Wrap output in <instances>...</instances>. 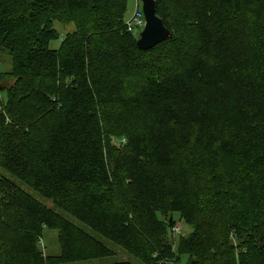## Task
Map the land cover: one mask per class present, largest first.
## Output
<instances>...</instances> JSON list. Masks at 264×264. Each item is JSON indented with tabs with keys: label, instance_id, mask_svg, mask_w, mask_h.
<instances>
[{
	"label": "trees",
	"instance_id": "16d2710c",
	"mask_svg": "<svg viewBox=\"0 0 264 264\" xmlns=\"http://www.w3.org/2000/svg\"><path fill=\"white\" fill-rule=\"evenodd\" d=\"M155 3L170 34L150 49L173 44L174 72L142 69L126 0H0V167L38 195L0 178V264H182L173 213L191 226L185 264H264V0ZM106 109L124 117L121 148ZM70 191L83 195L66 216L39 198ZM108 241L139 261L112 259Z\"/></svg>",
	"mask_w": 264,
	"mask_h": 264
},
{
	"label": "rangeland",
	"instance_id": "374dc122",
	"mask_svg": "<svg viewBox=\"0 0 264 264\" xmlns=\"http://www.w3.org/2000/svg\"><path fill=\"white\" fill-rule=\"evenodd\" d=\"M140 10H141L140 0H126V10L123 15V20L126 24V27L127 25H131L133 27L132 29L134 30L136 37H139V34H140L139 27L136 26V17ZM162 13H163L165 20L172 25L173 20H175V16L172 15V17H169L164 10L162 11ZM73 27H74L73 24H65V25L60 26V28L63 29L64 32L71 31ZM175 34L176 32H174V35ZM192 36L193 34H191V32L189 33V35L186 36L187 43H190L192 41ZM187 43L182 46L189 49V47L187 46ZM56 44L57 42H53L52 46H55ZM170 45H172L173 47V44H171L170 42H165L161 44L160 46L161 47L165 46L168 50L170 49ZM161 47H157L154 50L150 48L144 50L142 57H141V61L143 62V65H144L142 69L146 71L147 69L151 70V68L166 67L167 70H164L163 72L167 71V73L174 72L175 70L178 69V67L180 66V62L178 60L174 62L176 58L172 54L168 55L166 53H163V51H166V50H163V48ZM9 62H10L9 56L6 55V52L4 50H0V71H6L10 67ZM146 74H148V71L146 72ZM146 74L144 75L146 76ZM138 80L142 81L143 79H138ZM127 86L128 88H130L132 86H135V84L133 82H129ZM102 120H105L106 122L108 121V123L110 124L109 125L110 134L108 136L109 144L115 148L123 147L125 145L126 139L124 136H119V132L120 130L123 131L124 117L121 116L120 113H118V111L114 109H106L102 113ZM122 135H123V132H122ZM0 178L7 180L8 184H10L8 189L6 187L4 188L5 194L13 195L15 191V187L21 190H24L28 193L29 191L32 192L31 190L28 189L26 183L23 180H21L20 178L16 176L11 175L8 172L3 171L1 167H0ZM127 192L129 193L128 195L135 196V192L133 190L130 191L127 189ZM32 193L35 197L38 196L34 192ZM82 195H83L82 193H78L76 191H70L65 195L64 193L58 195L57 201H53L51 198H48V199L41 198V197L39 198L45 205L53 207L55 212H57L61 216H66L64 209L65 210L69 209L71 207V204L75 200H79L82 197ZM132 201L134 202V200ZM178 215H179L178 213H173V216L175 217L174 219L175 225L171 226L169 229L166 230L165 237H166L167 242L172 244L173 250L176 251V254L178 256V262L182 261L181 263L185 264L186 255L182 254L181 252L178 253L177 251L178 242L177 241H179L180 236L182 237L190 233L191 226L190 227L187 226L188 224H186V222L182 220L180 216ZM67 216L69 217V215ZM157 217L160 218L159 213H157ZM6 221H7L6 215L2 214V212L0 211V231L3 227V224ZM58 235L59 234L56 229L44 228L41 231L40 237L38 239V247H39L41 254L44 257L54 258L61 251V245L58 240V237H59ZM108 242L111 243L112 245V250H113L112 259L134 260L135 263L139 261V259L135 256L137 255L135 254L136 252L131 251V249H129V247H127L126 245L121 244V243L115 244V243H112L111 241H108ZM108 259L110 260L109 257H105L104 259L101 260V262H107ZM97 261L98 259H89V260H82V261H77V260L72 261L71 260L63 264H96Z\"/></svg>",
	"mask_w": 264,
	"mask_h": 264
},
{
	"label": "water",
	"instance_id": "95a60500",
	"mask_svg": "<svg viewBox=\"0 0 264 264\" xmlns=\"http://www.w3.org/2000/svg\"><path fill=\"white\" fill-rule=\"evenodd\" d=\"M144 25L136 41L140 49H149L165 40L170 32L156 15L155 0H140Z\"/></svg>",
	"mask_w": 264,
	"mask_h": 264
},
{
	"label": "built area",
	"instance_id": "2783aa9c",
	"mask_svg": "<svg viewBox=\"0 0 264 264\" xmlns=\"http://www.w3.org/2000/svg\"><path fill=\"white\" fill-rule=\"evenodd\" d=\"M143 25H144V17H143L142 11L140 10L136 17V26H138L139 30H141L143 28ZM127 27H128V30H132L133 28L131 25H127Z\"/></svg>",
	"mask_w": 264,
	"mask_h": 264
}]
</instances>
